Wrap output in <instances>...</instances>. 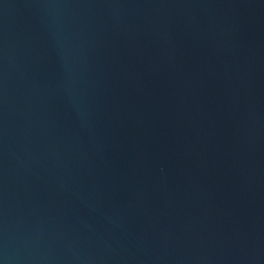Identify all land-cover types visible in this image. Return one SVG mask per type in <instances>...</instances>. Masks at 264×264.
Segmentation results:
<instances>
[{"label": "water", "instance_id": "water-1", "mask_svg": "<svg viewBox=\"0 0 264 264\" xmlns=\"http://www.w3.org/2000/svg\"><path fill=\"white\" fill-rule=\"evenodd\" d=\"M0 264H264V0H0Z\"/></svg>", "mask_w": 264, "mask_h": 264}]
</instances>
